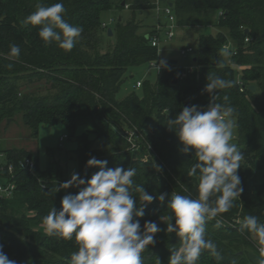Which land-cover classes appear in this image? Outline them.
<instances>
[{"label":"trees","instance_id":"1","mask_svg":"<svg viewBox=\"0 0 264 264\" xmlns=\"http://www.w3.org/2000/svg\"><path fill=\"white\" fill-rule=\"evenodd\" d=\"M38 2L48 6L61 0H0V121L6 114H21L36 138L43 123L63 125L70 133L68 137L76 139L77 148L71 158L77 161L81 178L88 179L99 170L86 168L87 160L94 156L107 160L111 168L134 167V185H144L149 194L167 193L163 203L154 199L147 204L145 215L134 219L140 220L142 228L145 221H155L162 229L155 234L156 244L142 253L143 264H168L170 249L179 247V238L166 232L167 222L160 217L169 214L166 205L173 191L195 198L198 183L187 175L196 162L195 150L187 154L179 150L182 145L175 131L166 125L168 117L174 118L188 102L189 107L210 103L212 94L203 91L207 76L237 81L232 88L217 90L216 103H224L227 95L236 109V145L243 153L238 175L243 192L234 207L221 214L220 228L214 227L215 220L206 225V238L216 243L222 259L217 261L205 250L197 264H232L234 260L236 264H253L248 254H259L258 246L235 221L255 215L264 222V180H258L264 172V0H172L177 29L199 33L193 72L182 76L184 68L170 60L155 82H142V95L133 91L122 99L118 93L128 70L158 59V48L150 39L155 26L141 32L142 25L135 19L114 18L112 28L117 42L104 52L108 26L103 25L102 14L129 5L136 15L155 8L153 1L62 0L64 19L83 29L70 52L55 44L46 46L38 35L40 26L21 24L36 10ZM211 27L218 29L216 33H200L202 28ZM12 44L20 47L18 59L8 56ZM226 44H231L237 53L231 56L233 64L219 54ZM239 77L245 91H241ZM42 79L51 85L47 95L20 91L22 82ZM250 85H255L256 90H251ZM80 128L87 130L78 133ZM125 128L138 131V150L131 148L123 134ZM3 151L9 158L31 157L36 162L33 171L16 170L18 189L0 210L3 251L16 264H69L72 252L78 250L75 239L46 235L42 219L53 207L61 210L62 198L77 194L79 189L57 191L60 184L68 181L66 169L59 162L54 173L51 163L41 169L37 153L23 148ZM155 164L162 171H157ZM133 195L139 196L136 192Z\"/></svg>","mask_w":264,"mask_h":264},{"label":"clouds","instance_id":"2","mask_svg":"<svg viewBox=\"0 0 264 264\" xmlns=\"http://www.w3.org/2000/svg\"><path fill=\"white\" fill-rule=\"evenodd\" d=\"M35 7L36 10L21 24L40 26L38 35L46 46L55 44L70 52L83 29L64 19L66 9L62 0L48 6L38 2ZM20 53L19 45H10V58L18 59ZM219 54L227 58L232 53L224 46ZM153 67L159 72L167 64L164 60L159 63L156 60ZM236 83L219 76H207L203 91L212 94V99L206 109L197 105L185 106L174 118L168 117L166 125L178 136L182 145L179 150L185 154L195 150L196 162L191 164L187 175L198 181L195 198L191 194L181 195L173 191L166 205L169 214L160 217L161 221L167 222L166 232L179 238V247L170 249L168 264H197L205 250L217 261L222 259L216 243L206 238V225L215 220L214 227L220 228L223 225L221 214L234 207V201L240 198L243 188L238 169L243 153L231 143L236 127V109L230 105L227 95L223 97L224 103H216V98L217 90L232 88ZM87 167L99 170L88 179L73 173L57 188L59 191L60 188L76 187L79 191L65 195L61 210L53 207L43 217L44 233L62 240L75 239L78 250L72 252L69 264H143L142 253L156 244L155 234L162 229L155 221H145L142 228L140 220L134 216L143 217L147 204L154 199L163 203L168 194L154 196L144 185H134V167L111 168L107 160L94 156L87 160ZM155 169L162 171L156 164ZM133 192L139 194L138 198ZM235 223L256 242L259 264H264V222L258 216L245 215L243 219L237 218ZM0 264H16L3 251L2 245Z\"/></svg>","mask_w":264,"mask_h":264},{"label":"rangeland","instance_id":"3","mask_svg":"<svg viewBox=\"0 0 264 264\" xmlns=\"http://www.w3.org/2000/svg\"><path fill=\"white\" fill-rule=\"evenodd\" d=\"M130 2L134 0H129ZM126 10L115 14L113 10L104 11L102 20L108 24V28L115 26L114 17L122 16L125 21L136 20L142 25L141 32H146L150 29L151 25L155 23L156 12L153 9L138 11L136 15L130 8L125 7ZM128 9V10H127ZM135 16V17H134ZM164 18V17H162ZM165 23V18L162 20ZM103 23V24H104ZM113 29V28H112ZM209 30L216 33L217 28H202L200 33H208ZM199 33L193 32L191 29H177L176 36L168 41H163L158 47V59L166 61L176 60L177 66L184 68V71L194 65L195 53H190L186 56L182 55V49L193 47L195 50L198 46ZM103 51L106 52L113 48L117 42V36H106ZM229 64H233L231 55L226 58ZM156 62V61H155ZM152 62L146 63L137 67H132L128 70L124 82L121 85L118 93V98L122 99L129 95L131 92L136 91L139 95L143 94V88L137 87L138 81H151L155 82L158 78L160 71L151 65ZM177 66L175 68H177ZM164 67L162 71L165 70ZM161 71V73H162ZM51 85L46 79L34 81L31 83L22 82L20 91L22 93H35L47 95ZM87 129L80 128L78 133L85 132ZM70 133L63 125H47L43 123L39 129L38 138L32 134L31 129L24 123L21 114L14 116L4 115L0 121V148L5 149H26L30 152L37 153L40 159V167L45 170L51 163L54 173H56V162H59L64 170L66 169V176L69 180L73 173H78V164L75 158H71L73 150L77 148L75 137H68ZM66 136V137H65ZM61 138H64L61 141ZM231 143L237 144V127L234 128L233 140ZM55 161V162H54ZM55 163V164H54ZM258 180H264V172L258 175Z\"/></svg>","mask_w":264,"mask_h":264},{"label":"built area","instance_id":"4","mask_svg":"<svg viewBox=\"0 0 264 264\" xmlns=\"http://www.w3.org/2000/svg\"><path fill=\"white\" fill-rule=\"evenodd\" d=\"M172 0H154V9L157 12L158 18L164 16L166 18L165 23L158 22L155 26V33L150 36L151 43L154 47H159L161 42L168 41L173 39L176 36L177 31V16L174 11L173 5H170ZM129 7V5H126ZM105 27L108 26L107 23L103 24ZM249 38H247V41ZM230 51L231 56L237 54L236 51H232L231 44H226ZM195 52L193 47H187L182 49V55L186 56L190 53ZM155 61L151 63V65H155ZM158 63V62H157ZM158 69L157 67H154ZM164 67H161L160 72ZM194 66L189 67L182 74V76L186 75L188 72H193ZM238 83L241 85V91H245V85L239 77ZM142 86V81L137 82V87ZM208 106V105H207ZM207 106H201V109H206ZM123 134L127 138L128 142L131 144V148L133 150H138L140 148L139 144V134L136 129L125 128L123 130ZM66 137V136H65ZM64 138H61L63 141ZM36 162L31 157H24L19 160H15L13 158H9L6 152H4L0 148V210L3 208L4 203L15 196V193L18 189L17 183V169H24L28 171L35 170Z\"/></svg>","mask_w":264,"mask_h":264},{"label":"water","instance_id":"5","mask_svg":"<svg viewBox=\"0 0 264 264\" xmlns=\"http://www.w3.org/2000/svg\"><path fill=\"white\" fill-rule=\"evenodd\" d=\"M122 5L123 6H125V1L122 3ZM170 5H173V3L172 2H170ZM121 19V18H120ZM249 30L247 29L246 30V32H248ZM114 33H113V29L112 28H108V35L109 36H112ZM196 60V59H195ZM219 64V61L217 60L216 61V65H218ZM177 81H178V77H175V79H174V83H177ZM249 88L251 89V90H256V86L255 85H250L249 86ZM187 106L189 107L190 106V102H188V104H187ZM248 256H249V258H250V260H251V262L253 263V264H259V256H258V254H256V253H254V252H249V254H248Z\"/></svg>","mask_w":264,"mask_h":264},{"label":"crops","instance_id":"6","mask_svg":"<svg viewBox=\"0 0 264 264\" xmlns=\"http://www.w3.org/2000/svg\"><path fill=\"white\" fill-rule=\"evenodd\" d=\"M151 1L154 2V0H151ZM123 10H126V8L125 9H113V11L115 12V14H117V16H118V13L123 12ZM153 10L156 12V10L154 8H153ZM116 17H114V18H116ZM162 17H164V16H161L160 18H158V15H157V12H156L155 23H153L151 26H153V25L156 26L158 22H160V21L162 22V20H164V18H165V17L164 18H162ZM119 18H122V16H119ZM165 21H166V18H165Z\"/></svg>","mask_w":264,"mask_h":264}]
</instances>
